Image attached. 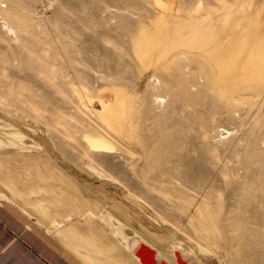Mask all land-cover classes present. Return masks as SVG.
Instances as JSON below:
<instances>
[{
    "label": "rangeland",
    "instance_id": "1",
    "mask_svg": "<svg viewBox=\"0 0 264 264\" xmlns=\"http://www.w3.org/2000/svg\"><path fill=\"white\" fill-rule=\"evenodd\" d=\"M256 28L264 0H0V201L79 264H264V76L163 68Z\"/></svg>",
    "mask_w": 264,
    "mask_h": 264
},
{
    "label": "bare ground",
    "instance_id": "2",
    "mask_svg": "<svg viewBox=\"0 0 264 264\" xmlns=\"http://www.w3.org/2000/svg\"><path fill=\"white\" fill-rule=\"evenodd\" d=\"M182 20L181 17H176L173 21L175 24H178ZM255 30H258L259 32H253ZM246 31H251L252 33L243 31L233 33L231 41L227 46H216L213 49H202V51L198 52L186 50L168 52L170 53L169 62L167 65L163 66V68L167 69L174 61L179 60L182 57H188L192 54V57L198 55L201 62L207 60L208 63L204 65L206 74L213 73L215 75L218 73L216 74L220 78L218 80L223 82L235 84L237 82L236 77L239 76L238 73L241 74L242 71L249 76H264V34L257 28L248 29ZM155 45L156 44L152 38H146L139 43L138 52L145 58H149L151 54H156L158 55L157 59H161L159 56L165 53L158 50V47ZM215 66L219 67L218 72L214 70ZM187 68L188 64L185 66V69ZM202 76L204 77V75ZM200 77L201 76L198 78ZM196 81V79L191 81L190 86L194 87L197 84ZM112 104H114V102L110 100L109 103L104 102L103 106L105 108ZM87 139L93 148L107 150L111 147V145L103 138L87 136ZM58 221L61 223L60 220Z\"/></svg>",
    "mask_w": 264,
    "mask_h": 264
},
{
    "label": "crops",
    "instance_id": "3",
    "mask_svg": "<svg viewBox=\"0 0 264 264\" xmlns=\"http://www.w3.org/2000/svg\"><path fill=\"white\" fill-rule=\"evenodd\" d=\"M55 244L0 201V264H79Z\"/></svg>",
    "mask_w": 264,
    "mask_h": 264
}]
</instances>
